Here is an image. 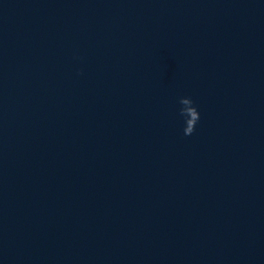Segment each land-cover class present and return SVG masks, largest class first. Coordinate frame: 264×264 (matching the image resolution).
Segmentation results:
<instances>
[{
  "label": "water",
  "instance_id": "95a60500",
  "mask_svg": "<svg viewBox=\"0 0 264 264\" xmlns=\"http://www.w3.org/2000/svg\"><path fill=\"white\" fill-rule=\"evenodd\" d=\"M0 264H264V0H0Z\"/></svg>",
  "mask_w": 264,
  "mask_h": 264
},
{
  "label": "clouds",
  "instance_id": "9594fccd",
  "mask_svg": "<svg viewBox=\"0 0 264 264\" xmlns=\"http://www.w3.org/2000/svg\"><path fill=\"white\" fill-rule=\"evenodd\" d=\"M179 116L184 120L183 133L185 136H190L196 129V125L200 120V113L194 105V101L190 97H181L179 99Z\"/></svg>",
  "mask_w": 264,
  "mask_h": 264
}]
</instances>
